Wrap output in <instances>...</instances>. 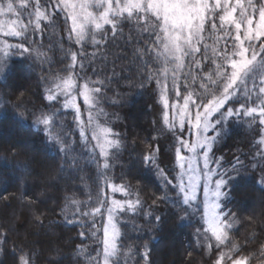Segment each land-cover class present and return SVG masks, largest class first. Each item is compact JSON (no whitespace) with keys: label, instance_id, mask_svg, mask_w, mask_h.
Instances as JSON below:
<instances>
[{"label":"snow or ice","instance_id":"obj_1","mask_svg":"<svg viewBox=\"0 0 264 264\" xmlns=\"http://www.w3.org/2000/svg\"><path fill=\"white\" fill-rule=\"evenodd\" d=\"M57 19L67 26L64 39L71 47L61 45V50L69 63L63 69L65 75L42 77L51 79L44 99L73 110L79 136L86 143V130L91 129L94 144L88 153L112 193L109 196L101 188L95 200L67 197L62 209H74L69 213L73 219L66 216V223L79 224L88 229L90 237H100L95 255L86 256L89 264H120L121 257L131 251H122V225H127L123 217L144 207L131 184L116 183L106 175L112 167L113 150H120V134L101 123L100 117L106 115L102 109L93 115L103 81L80 75L87 57L84 47L99 50L109 43V36L112 41L124 36L123 25L128 23L135 34L130 32L125 43H134V57L143 67L145 82L157 88L162 120L174 141L171 178L157 163L158 144L138 157L141 167L162 178L164 195L156 199L170 204L182 221L196 217L201 222L197 234L207 248L227 247L219 252L215 264H224L226 258L230 264H249L250 256L232 258L242 246L230 236L236 214L229 205L236 200L233 193L244 184L264 188V177L249 175V165L239 156L225 167L224 157H217L213 149L228 136L231 122L243 123L248 118L247 127L256 124L260 129L255 157L264 160V0H0V79L10 70L12 57L18 56L29 67H33L32 60L48 58L40 51L43 45L37 47V43ZM91 55L95 57L96 52ZM81 98L88 108L87 123ZM61 114L53 108L50 113L41 110L32 116L36 129L44 126L52 155L64 158V169L74 167L76 160L71 155L72 144L65 142L59 130L57 117ZM17 115L27 119L23 112ZM17 167L23 173L29 171L26 161L18 162ZM117 193L125 198H116ZM144 215L156 224L162 221L151 212ZM80 236L88 238L84 231ZM144 247L143 259L147 260L148 248ZM12 251L16 252L15 246ZM20 252L23 255L17 264H31L30 254L23 247ZM78 252L87 249L78 246Z\"/></svg>","mask_w":264,"mask_h":264},{"label":"trees","instance_id":"obj_2","mask_svg":"<svg viewBox=\"0 0 264 264\" xmlns=\"http://www.w3.org/2000/svg\"><path fill=\"white\" fill-rule=\"evenodd\" d=\"M66 27L57 19L38 41L37 47L42 44L40 51L47 53L45 61L32 60L33 67H29L18 56L12 57L10 70L0 79V233H6L0 236V264H17L19 255H23L21 247L30 254L31 264H89L86 256L95 255L100 247L99 235L90 237L87 228L65 222L66 216L73 219L69 213L74 209L62 211L67 197L95 200L101 188L112 195L100 174L101 169L91 162L88 149L94 142L90 135L87 143L79 136L73 110L61 109L59 104L44 99L51 79L44 81L42 77L65 75L63 69L69 63L61 50V45L64 49L71 47L64 39ZM130 32L135 34L133 25L128 23L123 25L124 36L115 41L109 36V43L99 50L85 46V69L80 73L91 81H103L93 115L102 109L106 115L100 117L101 123L120 134V150H113L112 167L106 175L116 183L131 184L144 204L137 213L129 212L123 217L127 225H122V251H131L121 257L120 264H215L219 252L227 251V247L207 248L197 234L201 222L196 217L182 221L170 204L157 200L164 195L162 178L138 163L141 154L158 144L157 163L170 178L174 175V141L162 124L158 90L145 82L143 67L134 57V43H125ZM94 52L95 57L91 55ZM79 102L87 123L86 107ZM53 108L62 113L57 117L61 122L59 130L65 142L72 144L74 167L62 169L64 158L52 155L44 126L39 129L33 126V112L50 113ZM19 112L27 119H21ZM245 123L231 122L228 136L213 151L217 157H224L225 167L239 156L249 165L248 174L259 179L264 177V160L255 157L260 129L256 124L249 128ZM86 133L89 134L87 130ZM20 161L29 164L27 173L17 167ZM252 164L257 166L252 168ZM115 195L125 198L122 194ZM233 195L236 200L229 207L236 214V222L230 236L242 248L232 258L250 256L249 264H263L264 188L255 183L244 184ZM145 212L161 216V223L151 221ZM81 231L88 238H82ZM145 245L147 260L143 259ZM78 246L85 247L87 252H78ZM224 264L230 261L226 258Z\"/></svg>","mask_w":264,"mask_h":264},{"label":"rangeland","instance_id":"obj_3","mask_svg":"<svg viewBox=\"0 0 264 264\" xmlns=\"http://www.w3.org/2000/svg\"><path fill=\"white\" fill-rule=\"evenodd\" d=\"M81 101H82V98H81ZM85 107H86V113H87V111H88V108H87V106L86 105H84ZM86 113H85V116H86ZM161 116L163 115V105H162V107H161ZM247 119L248 118H246L245 119V121H246V123L245 124H247ZM162 124L164 125V123H163V120H162ZM87 132L89 133V135H90V132H91V129H87ZM258 140H259V136H258ZM117 194H119V193H117ZM116 198H118V197H116ZM118 199H120V198H118ZM264 264V263H263Z\"/></svg>","mask_w":264,"mask_h":264}]
</instances>
